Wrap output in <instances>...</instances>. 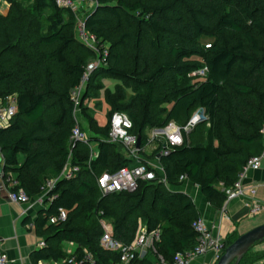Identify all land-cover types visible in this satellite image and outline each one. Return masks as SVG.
Here are the masks:
<instances>
[{"label":"trees","instance_id":"obj_1","mask_svg":"<svg viewBox=\"0 0 264 264\" xmlns=\"http://www.w3.org/2000/svg\"><path fill=\"white\" fill-rule=\"evenodd\" d=\"M3 1L8 10H0V101L16 97L17 112L0 128L2 178L15 190L10 178L15 176L17 188L32 198L69 159L80 167L75 177L58 181L57 197L33 222L46 242L33 257L64 260L91 253L96 264H117L119 253L101 245L103 221L125 244L142 225L161 230L156 252L147 251L136 264H155L158 255L172 260L194 249L193 223L200 213L193 197L179 188L190 180L220 209L223 188L233 185L264 147V0H98L85 25L100 47L108 44V55L80 104L89 142L75 146L70 136L78 121L71 93L96 55L77 36V15L55 0ZM205 36L215 41L204 46ZM203 67L205 76L191 75ZM108 78L117 81L114 89L103 84ZM99 88H105L110 107L104 126L84 104ZM199 108L207 119L184 133L182 145L160 155L164 178L141 158L155 178L140 180L133 192H102L103 172L137 163L106 140L114 112L129 115L143 150L148 130L184 126ZM91 141L98 145L92 158ZM163 147L162 142L155 156ZM60 209L66 219L51 223ZM238 236L227 237L228 245ZM65 243L77 249L68 251ZM255 260L248 252L240 264Z\"/></svg>","mask_w":264,"mask_h":264},{"label":"built area","instance_id":"obj_2","mask_svg":"<svg viewBox=\"0 0 264 264\" xmlns=\"http://www.w3.org/2000/svg\"><path fill=\"white\" fill-rule=\"evenodd\" d=\"M59 7L72 9L76 17V30L77 36L86 45L95 48L94 43L96 38L92 35L86 28L85 17L88 12L93 10L97 4L98 0H55ZM108 55V48L103 50L100 56L90 61L83 73L80 84L72 90L71 99L75 106V114L77 117V124L73 128L72 134L70 136L71 146H75L78 141H88V134L81 127V121L79 120L78 114L80 111V104L82 100V95L86 90V87L91 79L94 71L105 63L106 57ZM207 67H203L191 75L195 76H205L207 73ZM17 112V99L16 97H9L6 104L0 101V128L6 126L11 118ZM207 116L203 108H199L187 122L186 125L180 126L176 123H171L164 128H158L154 130L152 134V139L164 136L166 139L163 141L164 147L160 155L167 154L168 149L174 146L182 145L184 142V133L190 132L198 122L206 120ZM133 127V122L129 115L125 112L116 111L111 117V129L107 137V141L117 143L122 145L129 157L133 160H137V163L131 165L122 166L116 171L103 172L98 177V185L103 193L109 192H121L129 191L133 192L138 188L140 180H151L155 178V170L149 168V164L142 162L140 160V149L137 146L138 135L131 132ZM264 140V128L261 130ZM97 155V151L91 147V158ZM264 158V147L259 154L250 157L243 169L239 174L237 181L229 186L224 187L223 190L226 193V199L221 207V217L218 225V230L214 231L203 219L199 216L193 223V227L197 232L196 245L194 249L186 251L184 253H178L174 259L166 260L163 256L158 255L155 264H189L190 260L212 252L215 255V260L217 261L220 256L225 252L227 243V235L221 229V222L223 219L229 218L226 214V209L231 200L234 198L243 196L248 190L250 195V206L248 214L249 216H255L264 210V199H257L255 197L256 187L245 186V177L250 169H258L261 165V160ZM80 171L78 165H73L70 159L62 172L58 177L49 179L41 194V201L52 202L57 197L54 193V189L60 179H70L77 175ZM2 177V172L0 174ZM12 179L11 184L16 187L15 190L9 189V198L13 202L26 203L31 200V197L23 189H18L19 181L15 176L10 177ZM182 178H185L182 176ZM67 217V212L64 209L59 210V214L50 219L53 223L58 220H64ZM104 232L101 237V245L106 250L115 251L119 253L120 259L117 264H136L135 260L142 257L147 251L156 252V242L159 240L161 235V230L149 231L146 225H142L132 243L125 244L113 236L112 226L109 222L103 221ZM40 247H45V239L39 241ZM0 264H11V260L4 250L0 237ZM62 264H96V259L91 253H86L82 257L72 256L69 259L62 260Z\"/></svg>","mask_w":264,"mask_h":264},{"label":"crops","instance_id":"obj_3","mask_svg":"<svg viewBox=\"0 0 264 264\" xmlns=\"http://www.w3.org/2000/svg\"><path fill=\"white\" fill-rule=\"evenodd\" d=\"M0 10L4 13L8 10V5L5 1L0 0ZM93 116V115H92ZM82 117V116H81ZM100 126H104L108 122L102 123L96 116H93ZM84 126H88L84 118H79ZM152 134L149 135V143L144 147V150L150 146ZM107 140V138H106ZM119 149L127 154L125 148L117 144ZM264 146V144H263ZM93 147V146H92ZM98 150V145L93 147ZM140 159L145 158L143 154L139 155ZM20 161L25 158L24 154L20 155ZM160 154L156 155L151 165L163 178L165 177L164 168L161 165ZM3 161L0 163L2 170ZM245 186H255L257 199H264V158L261 160L260 168L248 170L245 177ZM180 190L190 194L197 205L200 216L214 230H218V225L221 217V208H216L203 194L201 188L186 179ZM250 195L246 190L243 196L234 198L227 206L226 214L229 218L223 219L221 229L226 233L227 237L240 235L253 227L264 223V210L255 215L249 216ZM50 203L41 201V194H37L31 198L29 202L20 203L13 202L9 198V189L3 178L0 176V237L4 250L8 254L11 264H62V260L54 259H39L33 257V252L40 249L39 241L44 237L38 236L33 222L36 220L39 211L49 206ZM65 248L68 251L74 252L77 249V244L65 243ZM251 258H256L254 262L248 264H264V241L257 243L253 249L249 251ZM260 255V257H258ZM258 257V258H257ZM215 255L208 252L201 256H197L190 260L189 264H216Z\"/></svg>","mask_w":264,"mask_h":264},{"label":"rangeland","instance_id":"obj_4","mask_svg":"<svg viewBox=\"0 0 264 264\" xmlns=\"http://www.w3.org/2000/svg\"><path fill=\"white\" fill-rule=\"evenodd\" d=\"M214 41H215L214 36H205L202 39V45L208 46ZM94 46H95V48L89 46L90 49H92L96 54L92 60L97 59L100 56V54L102 53V51L105 48H108V44L100 47L97 40L95 41ZM195 71H197V70H195ZM195 71H193L192 73H194ZM193 76H195V75H193ZM102 81H103V84L105 85V87H108L111 89H114V86L117 83V81L115 79H110V78L102 79ZM101 83H102L101 81H97L98 85H100ZM91 94H92V97H89L88 99H86L84 104L89 108L88 109L89 114L96 116L98 118V120H100L102 123H105L106 117L108 115V111L110 108L108 103L105 100V88H99L97 91L92 90ZM81 114H82V117H81ZM78 117L81 119L84 118L83 112L81 111V108H80ZM108 122H109V120H108ZM207 125L209 126V123H207ZM156 129H158V128H153V129L148 130V135H150V133H153L154 130H156ZM165 139L166 138L164 136L156 137L150 142V144H149L150 146H148L146 148L147 151H145L144 148H143V150L140 151V155L141 154L144 155V157H145L144 159H145V161H147V163L155 161V159H156L155 151L158 148L159 144L162 143L163 141H165ZM96 145H97V142L91 141V146L96 147ZM47 203H49V202H47Z\"/></svg>","mask_w":264,"mask_h":264},{"label":"water","instance_id":"obj_5","mask_svg":"<svg viewBox=\"0 0 264 264\" xmlns=\"http://www.w3.org/2000/svg\"><path fill=\"white\" fill-rule=\"evenodd\" d=\"M137 146H141V137L138 136ZM3 161V156L0 151V163ZM1 174V170H0ZM264 241V223L253 227L252 229L240 234L232 243H230L225 252L217 260L216 264H240L243 257L253 247Z\"/></svg>","mask_w":264,"mask_h":264}]
</instances>
